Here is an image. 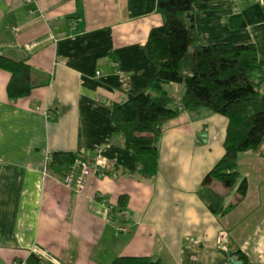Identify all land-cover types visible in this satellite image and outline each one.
<instances>
[{"label": "crops", "instance_id": "crops-1", "mask_svg": "<svg viewBox=\"0 0 264 264\" xmlns=\"http://www.w3.org/2000/svg\"><path fill=\"white\" fill-rule=\"evenodd\" d=\"M156 5L0 0V56L25 62L36 84L28 97L11 101L10 76L0 70V264H28L31 256L37 264H112L119 257L231 264L233 251L264 264L263 145L238 154L246 196L219 216L198 191L224 154L226 118L197 109L165 123L150 178L139 175L134 155L112 131V107L147 91L156 74L146 53L149 32L163 24ZM263 8L256 0H197L196 43L254 44L264 69ZM234 15L243 17L244 28L228 27ZM30 44L36 46L28 51ZM180 86H163L176 104L184 94ZM258 88L264 95V76ZM97 150L107 169L80 193L65 188L62 174L49 166L43 175L53 153L89 160ZM234 197L229 192L224 207ZM110 208L127 211L126 233L116 232ZM221 233L229 238L228 253L218 247Z\"/></svg>", "mask_w": 264, "mask_h": 264}, {"label": "trees", "instance_id": "trees-1", "mask_svg": "<svg viewBox=\"0 0 264 264\" xmlns=\"http://www.w3.org/2000/svg\"><path fill=\"white\" fill-rule=\"evenodd\" d=\"M197 0H157L156 10L163 24L149 32L146 53L156 67L148 90L129 96L112 107L115 135L136 160L138 173L150 178L157 171V143L163 126L182 112L207 109L227 119L222 158L204 177L198 196L214 215L224 216L246 196L247 183L236 169L240 153L256 152L264 146V95L259 91L264 69L254 44L196 43L194 4ZM264 9V8H263ZM230 29L245 27L241 15L228 19ZM0 70L9 74V100L26 98L36 88L32 69L25 62L0 56ZM257 77V81L253 80ZM179 84L184 94L179 103L163 90ZM261 155L264 157V147ZM78 157L53 153L49 168L62 177ZM223 189L222 193L215 190ZM234 191L232 204L224 207L226 195ZM112 215V214H111ZM239 264H251L240 251L230 252ZM35 256L28 264H37ZM112 264H158L148 258L119 257Z\"/></svg>", "mask_w": 264, "mask_h": 264}, {"label": "built area", "instance_id": "built-area-1", "mask_svg": "<svg viewBox=\"0 0 264 264\" xmlns=\"http://www.w3.org/2000/svg\"><path fill=\"white\" fill-rule=\"evenodd\" d=\"M28 3L32 0H26ZM259 4L264 5V0H256ZM234 12H237V8L235 7ZM72 30H75L76 23H72ZM12 30H14L12 28ZM36 44H30L26 46V49L29 51L33 49ZM99 75V72L96 73ZM46 167L44 168L43 175H47V168L49 166L50 161H47ZM107 169L106 161L101 157V150H97L96 154L91 157L89 160H84L81 158H77L74 160L73 164L71 165L68 172L61 178L62 185L75 192L80 193L84 186L86 185L87 181L92 177L100 178L104 175V171ZM110 221H118L119 224L116 225V232L117 233H126L127 227L125 223L127 221L128 213L126 210H115L110 208ZM218 247L225 253L229 252L230 249V241L229 238L225 233H221L218 238ZM13 264H23L19 261H14Z\"/></svg>", "mask_w": 264, "mask_h": 264}, {"label": "water", "instance_id": "water-1", "mask_svg": "<svg viewBox=\"0 0 264 264\" xmlns=\"http://www.w3.org/2000/svg\"><path fill=\"white\" fill-rule=\"evenodd\" d=\"M231 264H239V263H237V262H235V261H233L232 259H231Z\"/></svg>", "mask_w": 264, "mask_h": 264}, {"label": "rangeland", "instance_id": "rangeland-1", "mask_svg": "<svg viewBox=\"0 0 264 264\" xmlns=\"http://www.w3.org/2000/svg\"><path fill=\"white\" fill-rule=\"evenodd\" d=\"M241 1H244V0H241ZM174 86H177V87H179V88L181 87L180 85H175V84H174Z\"/></svg>", "mask_w": 264, "mask_h": 264}]
</instances>
